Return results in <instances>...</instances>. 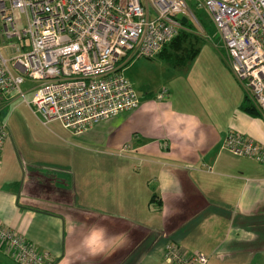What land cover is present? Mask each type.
I'll list each match as a JSON object with an SVG mask.
<instances>
[{
    "label": "crops",
    "instance_id": "crops-1",
    "mask_svg": "<svg viewBox=\"0 0 264 264\" xmlns=\"http://www.w3.org/2000/svg\"><path fill=\"white\" fill-rule=\"evenodd\" d=\"M226 60L175 67L164 98L77 137L0 95V223L55 264H168L167 242L208 264H264V162L223 145L238 133L264 146V117ZM0 264L19 263L0 250Z\"/></svg>",
    "mask_w": 264,
    "mask_h": 264
},
{
    "label": "built area",
    "instance_id": "built-area-1",
    "mask_svg": "<svg viewBox=\"0 0 264 264\" xmlns=\"http://www.w3.org/2000/svg\"><path fill=\"white\" fill-rule=\"evenodd\" d=\"M190 2L211 16L233 76L264 117V0H0V94L20 98L42 126L56 122L74 137L133 111L140 102L127 66L155 58L181 29L178 15L196 20ZM166 95L164 89L158 98ZM6 138L1 122L0 151ZM223 145L233 156L264 162V146L242 134H228ZM0 250L19 264H55L1 223ZM163 257L208 264L204 254H186L173 242Z\"/></svg>",
    "mask_w": 264,
    "mask_h": 264
},
{
    "label": "rangeland",
    "instance_id": "rangeland-1",
    "mask_svg": "<svg viewBox=\"0 0 264 264\" xmlns=\"http://www.w3.org/2000/svg\"><path fill=\"white\" fill-rule=\"evenodd\" d=\"M190 3L194 4L193 2ZM190 9L192 13H195L196 17H194L196 20H189L193 22V25L195 24V31L199 33V36H197H201V38L199 42H197V39H191L193 43L196 42L195 49L197 50V54L194 60L188 62L187 68H190V70L187 71V74H189L193 68L197 70L201 68L210 70L219 69L220 66L224 63V58L226 60V52L220 34L216 30L211 20V16L204 8L192 5L190 6ZM174 68L175 67L170 66L163 59H159L156 57L153 59L141 58L133 61L127 66L125 76L132 84V87L139 99H156L163 88L168 86L172 79H175L173 77V74H175L173 73ZM32 86L33 85L30 84V87ZM240 88L244 89L247 92V90L243 88V86H241ZM33 95L34 90L26 93L27 100L30 101ZM247 96L250 97L248 93ZM18 99L21 100L20 98ZM250 101L252 102V100ZM12 108V105L8 107L3 120L4 122L7 121L6 118L9 117V114H11L10 111L12 110ZM8 125V129L12 131L15 125L14 121L8 123ZM48 128L59 129L61 128V126L58 123H52ZM59 130L66 132L62 128Z\"/></svg>",
    "mask_w": 264,
    "mask_h": 264
},
{
    "label": "trees",
    "instance_id": "trees-1",
    "mask_svg": "<svg viewBox=\"0 0 264 264\" xmlns=\"http://www.w3.org/2000/svg\"><path fill=\"white\" fill-rule=\"evenodd\" d=\"M192 5L195 4L190 3L189 7ZM193 14L195 16V13ZM194 25L190 20L182 23L181 29L178 31L176 37L163 47L156 58L163 59L173 67L185 66L188 62L194 60L197 54V50L195 49L196 42L193 43L191 39H197V42H199L201 38V36L198 37L199 33L195 31ZM245 102H247L245 110L249 115L263 117L248 96L245 97Z\"/></svg>",
    "mask_w": 264,
    "mask_h": 264
},
{
    "label": "water",
    "instance_id": "water-1",
    "mask_svg": "<svg viewBox=\"0 0 264 264\" xmlns=\"http://www.w3.org/2000/svg\"><path fill=\"white\" fill-rule=\"evenodd\" d=\"M177 18H178L182 23H186V22L188 21L187 18L182 17V16H180V15H178Z\"/></svg>",
    "mask_w": 264,
    "mask_h": 264
}]
</instances>
